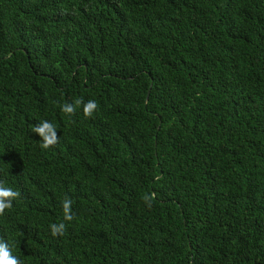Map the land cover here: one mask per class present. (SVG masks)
<instances>
[{"label": "trees", "instance_id": "1", "mask_svg": "<svg viewBox=\"0 0 264 264\" xmlns=\"http://www.w3.org/2000/svg\"><path fill=\"white\" fill-rule=\"evenodd\" d=\"M0 264H264V0H0Z\"/></svg>", "mask_w": 264, "mask_h": 264}]
</instances>
